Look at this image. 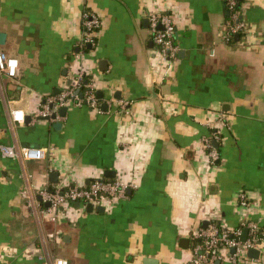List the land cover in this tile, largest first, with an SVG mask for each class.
<instances>
[{"label":"crops","instance_id":"obj_1","mask_svg":"<svg viewBox=\"0 0 264 264\" xmlns=\"http://www.w3.org/2000/svg\"><path fill=\"white\" fill-rule=\"evenodd\" d=\"M85 8L101 18L91 48L81 42ZM240 8L246 28L227 42L223 0H0V49L19 62L16 77L0 72V146L50 150L30 160L0 150V264H185L204 222L264 227V0ZM152 11L175 15L177 57L158 54ZM81 67L103 92L100 108L68 106L61 129L34 118ZM214 125L211 164L203 138ZM100 177L138 187L104 212L78 201L57 221L43 212L41 189ZM260 249L220 264H264Z\"/></svg>","mask_w":264,"mask_h":264},{"label":"built area","instance_id":"obj_2","mask_svg":"<svg viewBox=\"0 0 264 264\" xmlns=\"http://www.w3.org/2000/svg\"><path fill=\"white\" fill-rule=\"evenodd\" d=\"M226 8L231 12L232 19L227 20L225 39L231 42L234 35H238L246 28V23L239 0H223ZM83 45H96L97 32L101 28V18L88 8L82 13ZM149 27L153 40L156 44L158 54L163 59L175 58L179 52V46L175 43L177 32L176 17L172 12L152 11L149 16ZM19 62L15 57L7 55L0 49V72L8 77L18 75ZM121 105L127 107L128 101L121 100ZM100 100L96 88L89 78L87 70L83 67L75 70L70 85L66 86L60 93L50 96L37 109L34 118L49 117V121L56 122L62 116L60 108L64 106H87L93 109L99 107ZM12 118L18 123H24L23 111L14 109ZM222 122V121H221ZM222 124H224L222 122ZM221 141L220 126L214 125L209 135L203 138V144L207 151L209 162L216 163L220 159V151L216 143ZM2 156L14 159H43L49 155L46 147H17L13 145H1ZM138 183L124 180L122 178H95L88 184L75 182L68 187L61 184L54 188H43L39 191L45 207L43 212L51 220L57 221L61 206L66 203L83 202L92 204L94 207L115 205L126 198L128 192L136 189ZM28 196L27 191H23ZM240 203L249 206L245 194H241ZM48 204V205H47ZM247 229V237L243 238L244 230ZM199 242L194 246V257L185 264H216L217 261L229 260L232 262L247 261L250 259L248 251L251 248H259L264 242V227L259 222L245 219L241 224L229 229L217 219H213L205 227H199L194 235ZM257 259V258H255ZM54 264H68L63 258L55 257Z\"/></svg>","mask_w":264,"mask_h":264},{"label":"water","instance_id":"obj_3","mask_svg":"<svg viewBox=\"0 0 264 264\" xmlns=\"http://www.w3.org/2000/svg\"><path fill=\"white\" fill-rule=\"evenodd\" d=\"M4 38H5V35L3 33L0 34V43H3L4 41ZM89 48H91V46L89 45L88 46ZM97 96L99 99H103V92L98 90L97 91ZM103 107H106V104L103 103ZM68 111V106H64V107H61L60 108V113L61 115H65ZM39 119H45V120H49L50 118L49 117H43V118H39ZM29 120V117H26V121ZM54 126L55 128L57 129H61L62 126H63V123L61 121H56L54 123ZM216 146H219V143H216ZM115 174V171L114 170H107L105 172V176L106 177H113ZM52 177V180L56 181L57 182V179H58V174L55 172V173H52L50 175ZM130 192V191H129ZM77 205L79 204V202L76 203ZM48 205V204H47ZM93 205L92 204H88V209L90 210H93ZM97 210L100 211V212H104L105 208L104 206H98L97 207ZM207 226V222H204V227ZM247 237V229L244 230V233H243V238L246 239ZM260 254H261V249L259 248H251L249 251H248V255L249 257L251 258H259L260 257ZM152 259H145L144 262L145 263H148L149 261H151ZM221 261H217L216 264H220Z\"/></svg>","mask_w":264,"mask_h":264},{"label":"trees","instance_id":"obj_4","mask_svg":"<svg viewBox=\"0 0 264 264\" xmlns=\"http://www.w3.org/2000/svg\"><path fill=\"white\" fill-rule=\"evenodd\" d=\"M242 2H243V0H239V2H238V3H239V5H238L239 8H240ZM228 19H232V15H231V12H230L229 10H228ZM239 34H240V33H239ZM235 37H236V35L233 36V38H232L233 41L235 40ZM198 242H199V241L195 239V244H197Z\"/></svg>","mask_w":264,"mask_h":264}]
</instances>
